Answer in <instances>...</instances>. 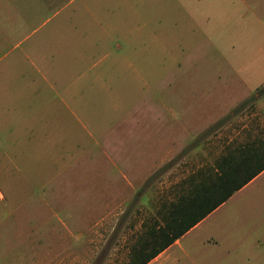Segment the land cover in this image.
<instances>
[{"label": "rangeland", "instance_id": "1", "mask_svg": "<svg viewBox=\"0 0 264 264\" xmlns=\"http://www.w3.org/2000/svg\"><path fill=\"white\" fill-rule=\"evenodd\" d=\"M173 1L134 0L129 2V5L120 2L117 6L121 17L135 12V36H130V41H127L122 33H113L112 39L108 40L109 50L114 54L116 51L122 54L128 52L133 45L136 48V62H131L133 67H128L127 62H120V66L115 65L111 74L103 71L111 77L108 78L106 86H109L115 99L112 105L113 124L133 122V113L137 112L138 117L148 108L149 100L156 97L157 93L158 97L168 96L171 111L168 115L173 125L177 124L176 114L181 109L184 113L183 122L186 119L191 124L197 123L198 120L201 121L232 103L234 97L240 94V82L236 76L239 64L261 62L258 70L264 73V0H187L189 13L193 16L199 15L200 23L196 32L184 34L183 38L180 28L196 25L193 19L177 10L178 6ZM102 7L104 8L103 4ZM102 7L94 9L96 12H103ZM43 21L44 19H41L38 34L47 28V25L42 24ZM72 21L73 44H79L84 35L86 42L90 40L91 37H87V34L91 35V30L96 34L93 20L77 18ZM102 21L106 24L109 20ZM82 22L85 25L84 30ZM89 22L91 24L87 25ZM126 22L127 18L119 20L121 27L125 26ZM204 27L210 29L204 30ZM181 44L184 45V54ZM186 54L194 55L195 59L180 62L182 55ZM106 59H100L98 55L95 61L98 60L99 63L92 71L98 72L100 67H106ZM254 91L237 100L223 113L215 114L203 129L184 131L180 141V131L174 130L173 134L178 140H169L166 160L152 164L153 168L147 178L139 180L136 192L128 196L127 201L117 200L113 207L100 212L90 226L72 228L73 237L75 231L82 232L85 237L79 235V240L74 238L69 242V249L72 251L70 260L63 258L64 253H61L66 248L63 238H58L54 244L49 243L48 228H38L37 240L41 250L48 252L54 247L57 250L52 253L57 256L43 260L44 263L128 264L131 246L141 237L147 225L160 223L159 210L162 202L178 193L180 182L184 178L201 166L212 165L220 154L226 152L228 145L262 137L264 93L259 99L241 105L237 115L226 119V115ZM92 109L97 111L93 116L102 124L106 117L102 112L103 105L96 102V107ZM142 115L146 114H141V117ZM142 133L147 135L148 131ZM170 133L168 131V135ZM128 137L142 140V136L138 138L135 133L128 134ZM80 150L83 149L77 148L75 152L79 153ZM15 152L16 148H0V220L3 224H8L3 234L6 233L9 237L15 234L17 220H22L21 226L17 227L18 233L21 234L24 227L25 235H31L26 232L30 231L32 225L37 226L41 220H47L48 223L61 228L59 222L69 220L63 218V207L71 206L72 216L77 213L80 215L86 206L94 203L92 200L96 196L92 195L103 183L113 185L116 181L112 170H108V178H101L106 164L90 161L88 158H79L76 161H70L66 156L60 158L57 148H54L55 161L46 159V162H35L37 165L34 167L31 161L24 163ZM169 161L174 163L164 168L163 165ZM139 165L137 160L136 166ZM150 176L154 178L147 183ZM44 181H48L49 189L38 195ZM66 188L73 190V194L65 195L63 190ZM41 196L48 200L49 207H56L55 211H50L49 207L44 209ZM239 199L236 195L234 199L228 200L224 206L209 214L187 237L180 240L188 250L187 255L181 256L179 246H174L160 263L264 264V241L259 243L258 251L263 252V255L257 263L250 257H233L234 252L232 258H229L231 256L225 255L226 249L213 243H198L206 237H217L224 233L222 222L225 219L230 220V216L236 218L240 214ZM61 203L65 205L60 206ZM54 212L59 217L55 216ZM67 213L70 215L69 209ZM50 216L52 217L49 218ZM46 217L48 219H45ZM27 219H31V222ZM96 222L98 225H95ZM188 238H192L196 243L188 244ZM26 246L25 243V257L30 252ZM177 258L178 261L175 260ZM28 262V259H24V264Z\"/></svg>", "mask_w": 264, "mask_h": 264}, {"label": "crops", "instance_id": "2", "mask_svg": "<svg viewBox=\"0 0 264 264\" xmlns=\"http://www.w3.org/2000/svg\"><path fill=\"white\" fill-rule=\"evenodd\" d=\"M133 1L0 0V148H16L15 154L24 163L32 162V167L46 162V159L55 161L54 148H57L60 158L66 156L70 161L88 158L90 161L106 164L101 178H108L110 174L108 170H112L117 181L113 185L103 183L98 186L97 192L92 193V196H96L92 200L94 203L86 206L80 215L77 213L72 216L71 206L63 207L64 209H61L65 212H62L63 218L69 220L59 222L61 228L48 223L47 220H41L37 226H30V231L26 232L31 235H25L24 227L22 233H18L17 227L21 226L22 220H17L15 234L9 237L6 233L3 234L8 224L5 222L3 224L0 220V264H24V259L29 260L27 264H45L43 260L55 258L57 255L52 253H56V247L48 252L40 248L37 240L40 227L48 228L49 243L54 244L58 238H63L66 248L61 253H64L63 258L70 260L72 251L69 249V242L74 238L79 240V235L85 237L79 231H75L73 237L72 228L90 226L100 212L113 207L117 200L127 201L128 196L136 192L139 180L147 178L153 168L152 164L166 160L169 140L173 138L178 140L173 134L174 130L180 131L178 134L180 141L184 131L203 129L215 114L223 113L237 100L264 83V73L258 70L261 62H244L239 64L236 72L240 82V94L234 97L232 103L213 115L198 120L197 123L191 124L186 119L183 122L184 113L181 109L176 114L177 124L173 125L168 115L171 112L168 96L158 97L157 93L156 97L149 100L148 108L138 117L137 112L133 113V122L113 124L112 105L115 99L110 93L109 86H106L108 78L111 77L103 71L111 74L115 65L120 66V62H127L128 67H133L131 62H136V48L132 45L128 52L121 54L116 51L114 54L109 50L108 40L112 39L113 33H122L127 41H130V36L134 38L135 12L121 17L117 10L120 2L129 5V2ZM173 2L178 6L177 10L193 19L196 25L181 27V38L184 34L196 32V29H199V15L193 16L189 13L187 0ZM99 6L103 8V12L95 11L94 7ZM77 18L93 20L96 34L94 35L91 30V35L87 34V37H91L90 40L86 42L84 35L80 38L79 44H73L72 20ZM121 18H127L123 27L119 23ZM41 19H44L42 24L47 25V28L38 34ZM104 19L109 21L105 24L102 21ZM89 24L91 22L87 23ZM84 26L82 22V29ZM207 28L204 27V30ZM181 50L184 54L183 44ZM98 55L100 59L107 58L108 64L104 68L100 67L98 72H93L92 68L99 63L98 60L95 61ZM190 58L195 59L194 55H182L180 62H186ZM96 102L103 105L102 112L106 117L102 124L93 116L97 113L92 109L96 107ZM143 113L146 115L141 117ZM142 131H148V134L144 135ZM168 131L171 132L169 135ZM134 133L138 138L142 136V140L128 137V134ZM163 146L165 149H162ZM77 148L83 150L75 152ZM137 160L139 166H136ZM45 189H49L48 181L42 183L38 195L44 194ZM63 192L65 195L73 194V190L67 188ZM236 195L240 198L239 216L236 218L230 216V220L225 219L222 222L224 232L222 235L206 237L198 243H213L226 249L225 255L231 256L229 258H232L234 252L233 257L239 259L250 257L257 263L263 255L258 249L259 243L264 241V170L215 210L224 206L228 200L234 199ZM41 199L44 200L43 206L46 210L49 207L48 200L42 196ZM55 208L51 206L49 210L55 211ZM66 208L69 209L70 215ZM54 215L59 217L55 212ZM207 216L147 264H163L160 263L161 259L174 246H179L181 256L187 255L188 250L180 240L200 226ZM59 220L61 221V218ZM27 221L31 222V219ZM95 225H98L97 222ZM218 227L221 228L220 225ZM188 239V244L196 243L192 238ZM25 243L30 251L27 257L24 254Z\"/></svg>", "mask_w": 264, "mask_h": 264}, {"label": "trees", "instance_id": "3", "mask_svg": "<svg viewBox=\"0 0 264 264\" xmlns=\"http://www.w3.org/2000/svg\"><path fill=\"white\" fill-rule=\"evenodd\" d=\"M264 84L227 115L232 118L241 105L257 100ZM256 139L227 146L208 167L201 166L180 182V190L162 202L160 223L147 225L141 237L129 250L128 264H147L160 252L224 203L231 195L264 170V132ZM174 161L164 164L170 167ZM154 177L150 176L147 183Z\"/></svg>", "mask_w": 264, "mask_h": 264}]
</instances>
